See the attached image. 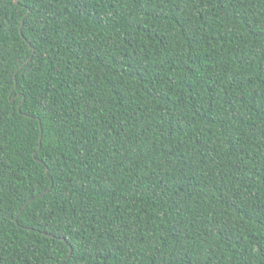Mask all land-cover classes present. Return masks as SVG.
Here are the masks:
<instances>
[{"label":"trees","instance_id":"obj_1","mask_svg":"<svg viewBox=\"0 0 264 264\" xmlns=\"http://www.w3.org/2000/svg\"><path fill=\"white\" fill-rule=\"evenodd\" d=\"M0 264H264V0H0Z\"/></svg>","mask_w":264,"mask_h":264},{"label":"water","instance_id":"obj_2","mask_svg":"<svg viewBox=\"0 0 264 264\" xmlns=\"http://www.w3.org/2000/svg\"><path fill=\"white\" fill-rule=\"evenodd\" d=\"M19 3V0H16V4H18Z\"/></svg>","mask_w":264,"mask_h":264}]
</instances>
